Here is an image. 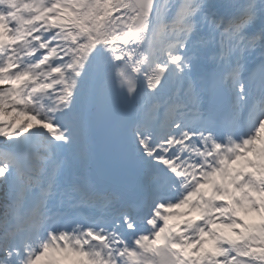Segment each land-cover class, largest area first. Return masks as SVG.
<instances>
[{
  "label": "snow or ice",
  "instance_id": "6c2138e0",
  "mask_svg": "<svg viewBox=\"0 0 264 264\" xmlns=\"http://www.w3.org/2000/svg\"><path fill=\"white\" fill-rule=\"evenodd\" d=\"M0 264H264V0H0Z\"/></svg>",
  "mask_w": 264,
  "mask_h": 264
},
{
  "label": "bare ground",
  "instance_id": "6f19581e",
  "mask_svg": "<svg viewBox=\"0 0 264 264\" xmlns=\"http://www.w3.org/2000/svg\"><path fill=\"white\" fill-rule=\"evenodd\" d=\"M247 219L251 221V220H254V219H256V217H255V216H253V215H250V216H248V217H247ZM225 231H227V230H225Z\"/></svg>",
  "mask_w": 264,
  "mask_h": 264
}]
</instances>
